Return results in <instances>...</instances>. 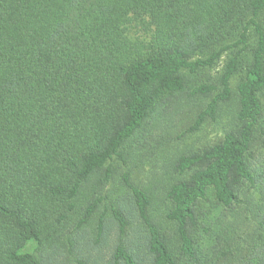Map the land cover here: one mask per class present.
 <instances>
[{"label": "trees", "instance_id": "16d2710c", "mask_svg": "<svg viewBox=\"0 0 264 264\" xmlns=\"http://www.w3.org/2000/svg\"><path fill=\"white\" fill-rule=\"evenodd\" d=\"M263 92L264 0H0V264H63L74 216L88 223L145 128L187 97L206 99L191 130L233 100L235 122L174 161L170 228L122 175L149 264H264V179L255 208L233 212L255 185ZM109 210L111 262L139 264L124 204Z\"/></svg>", "mask_w": 264, "mask_h": 264}, {"label": "rangeland", "instance_id": "374dc122", "mask_svg": "<svg viewBox=\"0 0 264 264\" xmlns=\"http://www.w3.org/2000/svg\"><path fill=\"white\" fill-rule=\"evenodd\" d=\"M224 61L225 58L222 57L217 67L206 73L216 76ZM237 79L238 77L234 78L232 86ZM205 80L202 76L194 78L198 84ZM187 98L174 103L162 118L145 128L139 144L136 145L140 150H134L127 164L117 168L112 180L95 196L101 200L88 223L75 230L81 215L77 213L74 216L69 225L74 248L67 250L68 254L65 253L62 258L63 264H77V260L86 261L88 264H113L110 258L113 245L118 240V228L109 209L118 201L124 204L123 213L130 221L127 237L133 235L136 238L137 244L133 247L139 264H149L143 244L145 231L132 208L127 195L128 189L122 184V175L126 173L130 183L147 191L151 198L150 213L154 221L164 229L170 228L166 220V212L170 206L166 189L170 182L185 177L173 170L174 161L181 154L196 152L218 142L235 122L233 100L221 106L214 120H206L197 130H191L190 127L206 99ZM261 98L264 105V92ZM250 152L255 185L246 184L242 187L238 194L240 201L236 203L234 213H239L246 206L255 208L254 205L260 201L259 189L264 179V135H257ZM247 215L251 216L250 213ZM100 218L102 227L97 229ZM32 249L33 246H30L29 250Z\"/></svg>", "mask_w": 264, "mask_h": 264}]
</instances>
